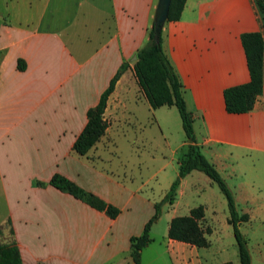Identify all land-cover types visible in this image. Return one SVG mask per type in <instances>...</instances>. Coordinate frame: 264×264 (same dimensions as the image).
Returning a JSON list of instances; mask_svg holds the SVG:
<instances>
[{"label":"crops","instance_id":"1","mask_svg":"<svg viewBox=\"0 0 264 264\" xmlns=\"http://www.w3.org/2000/svg\"><path fill=\"white\" fill-rule=\"evenodd\" d=\"M158 3L0 0V228L12 233L22 264H133L130 237L142 232L171 178L154 196L152 175L136 180L112 153L116 129L128 124L141 130L151 114L163 126L156 108L174 105L152 107L133 69ZM255 30L264 38L257 0H185L180 17L163 22L162 45L182 83L202 151L220 172L238 178L242 200L264 208V69L262 90L248 111L229 112L223 96L225 87L249 80L241 34ZM125 60L129 66L107 98L104 133L86 153L77 152L73 143L88 109ZM185 142L170 144L171 157L161 166L175 153L178 163ZM55 172L119 213L111 217L51 184ZM172 216L163 235L153 233L161 215L151 225L142 264H209L205 246L167 235Z\"/></svg>","mask_w":264,"mask_h":264},{"label":"trees","instance_id":"2","mask_svg":"<svg viewBox=\"0 0 264 264\" xmlns=\"http://www.w3.org/2000/svg\"><path fill=\"white\" fill-rule=\"evenodd\" d=\"M184 3L185 0H170L165 21L178 19ZM257 3L264 10V0H257ZM241 40L247 58L249 80L224 88L225 108L229 112H245L251 109L263 86V35L258 30L246 31L241 34ZM136 56L133 69L140 88L152 107L155 108L162 104H174L177 107L182 127L185 131L186 142L184 150L178 159L176 177L172 179L164 195L154 202V212L145 222L142 232L130 237L133 264H142L141 251L151 240L150 228L153 222L160 217L162 204L174 201L182 178L192 169H199L206 173L224 193L229 209L227 221L233 227L240 262L241 264H252L247 239L239 227L241 221L249 218V214L247 212H239L235 196L226 179L214 163L206 157L202 151L201 144L197 141L194 129V116L187 107L179 76L163 50L162 26L159 30H156V16L152 19L146 41L136 50ZM21 61V59L18 60V67L22 69L24 65ZM128 66V61L122 62L111 77L108 86L101 92L98 102L88 109V120L73 143V148L77 152L86 153L104 133L107 121L103 114L107 98L113 90L117 79ZM49 182L60 189L85 199L97 208L104 209L111 217H115L119 213V208L116 205L107 203L93 192L84 190L61 173H53ZM204 214V206L199 204L191 207L186 214L173 215L169 220L167 235L170 238L196 246H208L210 240L205 233L210 232V228H205L202 225ZM0 264H22L19 248L14 242L9 241L0 245ZM221 264L233 263L231 260H226Z\"/></svg>","mask_w":264,"mask_h":264},{"label":"rangeland","instance_id":"3","mask_svg":"<svg viewBox=\"0 0 264 264\" xmlns=\"http://www.w3.org/2000/svg\"><path fill=\"white\" fill-rule=\"evenodd\" d=\"M142 114L147 113L143 103L139 104ZM161 116L163 126L159 125L151 114V121L146 120L143 129H132L125 124L123 129H116L114 135L115 152L112 153L114 162H125L138 180L140 176L152 175V193L157 196L164 191L168 179H174L178 171L177 153L171 161L161 166L163 158L170 159V144L175 145L182 139H186L182 127L181 117L175 105H165L156 108ZM145 116V114H144ZM146 119V116H145ZM164 129L162 131L161 129ZM133 137L138 138L137 144L133 143ZM137 146H140L138 149ZM204 153V152H203ZM206 155V153H205ZM207 156V155H206ZM208 157V156H207ZM233 191L239 212L247 211L249 219L240 222L239 227L247 239V245L251 254L252 264H264V208L258 204L248 202L249 206L239 196L237 180L235 176H228L220 172ZM202 204L206 211L203 219V227H209L210 232L206 236L210 245L202 247L208 253L209 264H220L221 261L231 260L234 264H241L238 256L237 242L232 225L227 221L229 209L227 199L215 181L199 169H193L180 182L178 192L172 203L165 202L161 207V218L154 223L153 233L163 235L170 215L186 214L189 208ZM2 200L0 199V212ZM246 207H250L249 210ZM12 233L8 229L0 228V245L11 241ZM157 239L162 242L161 236ZM158 242V241H157ZM160 244V243H158Z\"/></svg>","mask_w":264,"mask_h":264},{"label":"water","instance_id":"4","mask_svg":"<svg viewBox=\"0 0 264 264\" xmlns=\"http://www.w3.org/2000/svg\"><path fill=\"white\" fill-rule=\"evenodd\" d=\"M170 0H159L157 9H156V30L162 26L163 22L166 20L167 10ZM136 54L133 55V58H136Z\"/></svg>","mask_w":264,"mask_h":264}]
</instances>
